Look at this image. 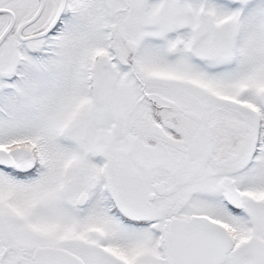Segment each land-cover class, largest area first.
<instances>
[{"label":"snow or ice","instance_id":"obj_1","mask_svg":"<svg viewBox=\"0 0 264 264\" xmlns=\"http://www.w3.org/2000/svg\"><path fill=\"white\" fill-rule=\"evenodd\" d=\"M0 264H264V0H0Z\"/></svg>","mask_w":264,"mask_h":264}]
</instances>
